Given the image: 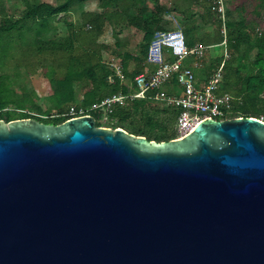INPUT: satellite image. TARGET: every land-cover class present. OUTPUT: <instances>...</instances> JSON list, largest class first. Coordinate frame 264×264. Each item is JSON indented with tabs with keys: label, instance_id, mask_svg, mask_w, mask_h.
<instances>
[{
	"label": "water",
	"instance_id": "1",
	"mask_svg": "<svg viewBox=\"0 0 264 264\" xmlns=\"http://www.w3.org/2000/svg\"><path fill=\"white\" fill-rule=\"evenodd\" d=\"M0 264H264V120L0 119Z\"/></svg>",
	"mask_w": 264,
	"mask_h": 264
},
{
	"label": "trees",
	"instance_id": "2",
	"mask_svg": "<svg viewBox=\"0 0 264 264\" xmlns=\"http://www.w3.org/2000/svg\"><path fill=\"white\" fill-rule=\"evenodd\" d=\"M83 1L86 0H22L24 10L13 19L0 0V119L7 122L34 118L59 124L68 118L61 114L71 105L90 108L113 94L134 92V77L150 70L147 50L155 31L169 29L164 18L168 12L181 15L179 24L189 47L196 43L212 46L224 39L223 23L212 0H95L101 11H83L78 21L68 18L72 7ZM224 2L225 52L209 61L205 73L210 74L223 62L217 92L231 95L224 118L252 116L264 120V0ZM60 17L64 19L66 34L44 38L42 32ZM125 27L142 32L134 51L128 49L130 40L123 34ZM107 29L114 38L112 45L99 40ZM103 51L110 52L120 63L124 80L103 59ZM164 56L169 61L174 59L166 50ZM11 60L31 75L41 71L48 81L50 108H41L35 92L24 87L19 93L16 91L13 84L19 79L18 73L12 76L3 71ZM171 83L168 91L178 93L175 75ZM179 112V106H167L150 97H127L112 106L108 123L113 129L123 128L148 140L167 141L179 137ZM90 114L100 126L103 111L98 108Z\"/></svg>",
	"mask_w": 264,
	"mask_h": 264
},
{
	"label": "built area",
	"instance_id": "3",
	"mask_svg": "<svg viewBox=\"0 0 264 264\" xmlns=\"http://www.w3.org/2000/svg\"><path fill=\"white\" fill-rule=\"evenodd\" d=\"M213 8L220 15L222 20L221 32L225 42L226 9L224 0H212ZM172 27L169 29L155 31L147 50V62L153 66L152 70L146 73L137 74L132 83L136 89L128 94L117 93L101 100L100 103L90 108L69 106L68 110L61 114L68 116L67 119L91 115L90 111L102 109L103 117L108 118L112 106L116 103H123L124 99L150 97L156 101L169 106H179L180 112L177 116L176 128L179 137L191 131L195 125L206 118L226 119V109L230 105L231 95L227 92L218 93V87L223 77V62L209 74L202 88L196 86L193 69L184 65V61L190 55L194 57L193 65L199 67L206 58L207 49L210 46L196 43L192 47L187 46L183 30L176 17H170ZM164 50L168 51L174 59H165ZM227 57V54H224ZM116 75L124 80V74L119 62L112 59L110 62ZM175 75L181 87V93L170 92L165 86Z\"/></svg>",
	"mask_w": 264,
	"mask_h": 264
},
{
	"label": "rangeland",
	"instance_id": "4",
	"mask_svg": "<svg viewBox=\"0 0 264 264\" xmlns=\"http://www.w3.org/2000/svg\"><path fill=\"white\" fill-rule=\"evenodd\" d=\"M44 1H49V2H57V0H44ZM2 5L6 12L14 19L20 16L24 10V4L22 0H2ZM97 11L99 10L98 4L94 0H86L83 2H78L76 3L72 9L71 13L69 14L70 16L68 18H71L74 21L80 20L81 13L83 11ZM237 15V13H235ZM234 14V15H235ZM62 16V14L60 15ZM178 19V18H177ZM179 23H181L180 19H178ZM51 27L49 28L48 31L42 32V36L44 38H53V37H58L66 34V26L64 23V19L62 17L56 18L51 21L50 23ZM125 31V34H124ZM123 34L126 35L128 30H124ZM131 34V35H130ZM111 31L110 29H107L106 32L99 38L100 41L106 42L108 44H113L114 38L111 36ZM129 37V50L134 51L136 47V42L140 40L139 36L135 33H131L130 31L128 32ZM225 52V47L223 43L212 45L207 49V57L203 61V65L200 70H194L195 75H198L199 72V78H202L205 75V71L207 70L206 68L209 67V61L215 57L221 56ZM254 52L251 53L250 58H253ZM103 59L107 62H111L112 59L116 60L114 55H112L110 52L103 51L102 52ZM192 56L186 58V61L191 62L192 61ZM5 60V58H4ZM190 66L192 65L189 64ZM111 66V65H110ZM3 71L10 73L12 76H16L18 73V78L17 81L14 82L13 87L16 89V91L19 93L20 87H24V90H27L28 92H35L38 96L37 102L40 104L41 108L43 110H47L48 108L51 107V102L49 101V86H48V81L47 79L41 74V71L38 70L35 74L31 75L27 69L24 68V66L17 68L16 65H14V62L11 60L8 62V65L3 68ZM32 95V94H31ZM81 97V92L78 91V98ZM102 110V109H100ZM15 120V119H12ZM100 126L107 127L113 129L110 124L108 123V118H104L103 114L100 117Z\"/></svg>",
	"mask_w": 264,
	"mask_h": 264
},
{
	"label": "crops",
	"instance_id": "5",
	"mask_svg": "<svg viewBox=\"0 0 264 264\" xmlns=\"http://www.w3.org/2000/svg\"><path fill=\"white\" fill-rule=\"evenodd\" d=\"M95 1V0H94ZM97 2V1H96ZM98 4V3H97ZM102 9L99 7V10H97V11H101ZM172 16H174V17H176V18H178V19H181V15L179 14V13H177V12H175V11H171V12H168V13H166L165 15H164V18H165V21H166V23H167V26H169V28H171L173 25H172V23H171V21H170V17H172ZM124 30H128L127 31V33H126V35L125 36H127V37H130V36H128V32L130 31L131 33H133L134 31H135V33L139 36V38H141V36H142V32L141 31H136V30H134V29H132L131 27H125V28H123V31ZM106 32V31H105ZM124 34H125V31H124ZM131 35V34H130ZM112 36V35H111ZM190 56V55H189ZM188 56V57H189ZM187 57V58H188ZM191 57V56H190ZM206 57H207V54H206ZM193 59H192V65L190 66L189 64H191V62H189V61H184V65H188V66H190L191 68L193 67L194 68V70H200L201 69V67H202V65L201 66H199V67H196V66H194L193 65V62H194V57H192ZM205 60V59H204ZM150 66V70H152L153 69V66L152 65H149ZM132 67V66H131ZM196 67V68H195ZM192 68V69H193ZM195 74V73H194ZM208 76H209V73L207 74V73H205V75L202 77V78H200L199 79V77H201V76H199V72H198V75H195V79H197V81L195 80V83H196V86L197 87H199V88H202V86H203V84L205 83V81H206V79L208 78ZM199 79V80H198ZM172 86V83H171V81L165 86V89H167V91L169 90V87H171ZM179 92H178V94L181 92V87H180V85H179ZM170 92H175V91H173V90H171ZM175 93H177V92H175Z\"/></svg>",
	"mask_w": 264,
	"mask_h": 264
}]
</instances>
